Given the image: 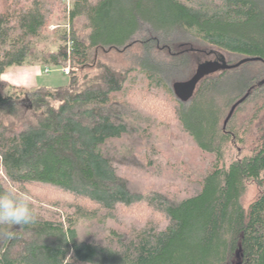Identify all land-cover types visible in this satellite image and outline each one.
Listing matches in <instances>:
<instances>
[{"label":"trees","instance_id":"16d2710c","mask_svg":"<svg viewBox=\"0 0 264 264\" xmlns=\"http://www.w3.org/2000/svg\"><path fill=\"white\" fill-rule=\"evenodd\" d=\"M56 2L67 22L56 29L61 44L41 49ZM68 2L0 0V77L18 66L70 68L69 83L54 88L0 78V192L26 194L35 213L31 224H0V263L234 264L240 253L241 264H264V0ZM135 46L143 88L132 84L134 68L101 58ZM152 48L168 60L152 64ZM214 52L226 69L179 101L166 76L174 84L192 56ZM205 99L216 102L212 120L193 116ZM26 102L35 120L19 118ZM252 125L253 149L226 164ZM162 127L173 147L215 154L203 179L156 145ZM252 186L260 196L246 208ZM44 196L66 221L38 212L32 199ZM109 220L126 231L107 233Z\"/></svg>","mask_w":264,"mask_h":264},{"label":"rangeland","instance_id":"374dc122","mask_svg":"<svg viewBox=\"0 0 264 264\" xmlns=\"http://www.w3.org/2000/svg\"><path fill=\"white\" fill-rule=\"evenodd\" d=\"M69 0H62V2L66 3L68 6ZM59 2V1H58ZM61 2V0H60ZM63 3V4H64ZM57 9L55 10L54 14L52 15L50 22L48 24V27L45 32L46 41H44L41 45V49H56L60 44L61 41L58 38V35L56 34V29H62V27H65L66 23L63 21L60 16L63 15V8L59 7V3L56 5ZM207 53L212 52V50H209L208 48L205 49ZM216 52L214 54H205L204 56H192L190 59L189 67L187 68V74H184L181 76L182 78L180 80H187L190 78V74H194L196 72V69L198 68L200 63L206 62V61H214L216 60ZM144 53L141 50L139 46L133 47L131 50H129L126 54L122 53H108V54H101V58L114 65L117 68L120 69H127V68H134L133 73V80L132 84L135 85V87H147L149 84L147 74L143 70V67H141L139 58L140 56H143ZM138 59V60H137ZM168 60L167 55L159 51L158 49L152 48V51L149 55V61L152 64H163L165 61ZM223 62V61H222ZM63 69L65 68H51L49 75H47V84H45V87L47 88H54V87H60L65 86L69 83V76L66 74ZM92 68H88L86 70H81L80 73L84 74L89 71H91ZM220 71L215 72L212 74V76H216L219 74ZM168 76V75H167ZM166 76V80L168 83V86L173 87V82L169 77ZM212 99H205L202 101L201 104H198L197 107L194 108L193 116L196 118H204L209 120H212L214 114H215V104L216 102H210ZM189 105V103L187 104ZM22 112L19 114L20 119H31L35 120L37 117V114L31 109V106L28 102L25 104L23 103L21 105ZM229 112V111H228ZM227 112V113H228ZM227 116V114H226ZM224 119H222V122L220 124L221 127L224 126ZM256 125H252L251 127V133L248 137V142L244 146L243 150L234 144H231L227 151H226V164H229L232 160L238 158L241 154L250 153L253 149V142H256ZM159 141L156 142V145L166 154V156L169 158L171 163H175L179 166H181L182 170L186 175L189 177H192L193 179H203L210 171L213 169L214 162L216 160L215 154L212 153H205L201 151L200 149L196 147H189V148H178L173 147L169 142V133L167 132L165 127H162L159 132ZM38 192V191H37ZM260 196V190L256 186H252L248 193L246 194L243 204L246 208L250 206L251 203H253L258 197ZM40 199H32V201L36 204V208L40 214H43L47 217H55V216H61V218L66 221V212L65 210L55 204L53 201H51V197L44 196ZM106 232L110 234H123L126 231L125 225H120L116 223L115 221L109 220L105 224ZM79 235L84 238L89 236L90 227L88 226V222L81 220L79 222L78 226ZM1 264V263H0ZM234 264H241V255L240 253L237 254V256L234 258Z\"/></svg>","mask_w":264,"mask_h":264},{"label":"clouds","instance_id":"9594fccd","mask_svg":"<svg viewBox=\"0 0 264 264\" xmlns=\"http://www.w3.org/2000/svg\"><path fill=\"white\" fill-rule=\"evenodd\" d=\"M7 75V73L3 74V76ZM34 220V209L26 194H17L14 190L0 192V224L27 225ZM10 236L11 233H9Z\"/></svg>","mask_w":264,"mask_h":264},{"label":"water","instance_id":"95a60500","mask_svg":"<svg viewBox=\"0 0 264 264\" xmlns=\"http://www.w3.org/2000/svg\"><path fill=\"white\" fill-rule=\"evenodd\" d=\"M226 67V63L219 60L206 61L199 64L196 72L190 79L185 81H178L173 84V91L175 96L182 103L190 102L203 79L215 72L226 69Z\"/></svg>","mask_w":264,"mask_h":264},{"label":"crops","instance_id":"0c3cea01","mask_svg":"<svg viewBox=\"0 0 264 264\" xmlns=\"http://www.w3.org/2000/svg\"><path fill=\"white\" fill-rule=\"evenodd\" d=\"M46 68L42 66H18L5 73L7 76L2 75V81L18 88H38L45 87L47 84Z\"/></svg>","mask_w":264,"mask_h":264},{"label":"built area","instance_id":"2783aa9c","mask_svg":"<svg viewBox=\"0 0 264 264\" xmlns=\"http://www.w3.org/2000/svg\"><path fill=\"white\" fill-rule=\"evenodd\" d=\"M63 71L66 74H69L70 73V68L69 67H65V69H63ZM49 72H50V69L49 68H46L45 73L48 74Z\"/></svg>","mask_w":264,"mask_h":264}]
</instances>
